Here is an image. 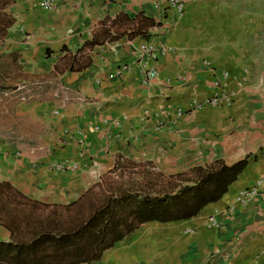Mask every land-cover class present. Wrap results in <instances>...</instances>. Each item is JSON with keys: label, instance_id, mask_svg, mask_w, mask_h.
Here are the masks:
<instances>
[{"label": "crops", "instance_id": "1", "mask_svg": "<svg viewBox=\"0 0 264 264\" xmlns=\"http://www.w3.org/2000/svg\"><path fill=\"white\" fill-rule=\"evenodd\" d=\"M42 1L0 5V264H264V0H183L180 18L167 0ZM145 17L159 24L134 33ZM142 42L158 55L148 83ZM220 89L232 104L177 115ZM246 156L196 216L143 222L99 259L67 237L111 195Z\"/></svg>", "mask_w": 264, "mask_h": 264}, {"label": "trees", "instance_id": "2", "mask_svg": "<svg viewBox=\"0 0 264 264\" xmlns=\"http://www.w3.org/2000/svg\"><path fill=\"white\" fill-rule=\"evenodd\" d=\"M145 19V29L138 27L134 33L146 34L150 26L159 24L150 17ZM248 163L249 156L231 165L218 159L208 166H196L190 173L178 174V186L184 180L191 183L177 190L167 191L162 186L158 194L124 192L111 195L67 237L79 241L81 252L88 253L86 260L99 259L105 249L136 230L143 222H168L196 216L205 205L218 201L228 191Z\"/></svg>", "mask_w": 264, "mask_h": 264}, {"label": "built area", "instance_id": "3", "mask_svg": "<svg viewBox=\"0 0 264 264\" xmlns=\"http://www.w3.org/2000/svg\"><path fill=\"white\" fill-rule=\"evenodd\" d=\"M167 7L170 9H173L175 15L180 18L185 12V2L183 0H167ZM42 5L49 9V10H56L57 9V3L56 0H43ZM139 54L137 58V64L140 69L141 73V80L143 83L150 82L153 78L157 76V68L154 66L151 61H154L157 59V51L153 44L149 42H142L138 45ZM166 50V49H163ZM210 64V63H209ZM130 66L128 64H124L120 69L121 70H128ZM230 74L228 71L224 70L221 71V78H218L216 80V86L219 88H225L227 87L229 83ZM234 93L231 92H221V89L218 90L215 95L211 97H207L204 100H193L190 109L184 110L181 107L177 108V115L182 116L188 112L199 110L203 108L204 105L209 104L213 106L223 105V104H232ZM54 168L58 170H68L73 169L76 167L75 163H68V162H59L53 165ZM261 182L258 183V185ZM257 186H252L245 188L241 191V193L238 196V200L241 203H245L253 198V196L256 194ZM210 223L212 225H217L218 222L215 219L214 216L210 217Z\"/></svg>", "mask_w": 264, "mask_h": 264}, {"label": "rangeland", "instance_id": "4", "mask_svg": "<svg viewBox=\"0 0 264 264\" xmlns=\"http://www.w3.org/2000/svg\"><path fill=\"white\" fill-rule=\"evenodd\" d=\"M14 1L15 0H0V5L2 8H4L5 6H8L10 3L14 2ZM2 22H3V20H2ZM232 102H233V100H232ZM252 157H254V156H252ZM252 157H251V159H252ZM262 182H264V180H262Z\"/></svg>", "mask_w": 264, "mask_h": 264}]
</instances>
